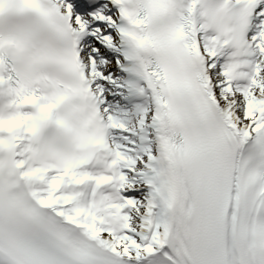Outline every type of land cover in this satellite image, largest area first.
<instances>
[{"label": "snow or ice", "instance_id": "snow-or-ice-1", "mask_svg": "<svg viewBox=\"0 0 264 264\" xmlns=\"http://www.w3.org/2000/svg\"><path fill=\"white\" fill-rule=\"evenodd\" d=\"M0 264H264V0H0Z\"/></svg>", "mask_w": 264, "mask_h": 264}]
</instances>
